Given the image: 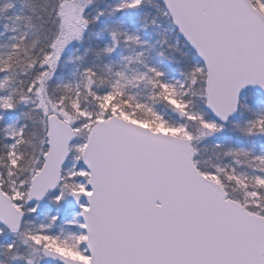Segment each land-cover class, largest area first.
<instances>
[{
    "label": "snow or ice",
    "instance_id": "6c2138e0",
    "mask_svg": "<svg viewBox=\"0 0 264 264\" xmlns=\"http://www.w3.org/2000/svg\"><path fill=\"white\" fill-rule=\"evenodd\" d=\"M19 5L0 264H264V0Z\"/></svg>",
    "mask_w": 264,
    "mask_h": 264
},
{
    "label": "trees",
    "instance_id": "16d2710c",
    "mask_svg": "<svg viewBox=\"0 0 264 264\" xmlns=\"http://www.w3.org/2000/svg\"><path fill=\"white\" fill-rule=\"evenodd\" d=\"M43 3H44V0H24V11H27L29 6H32L33 4H35L36 14L34 15L33 23L36 25L37 28H40V25L42 23V18L46 15V13L42 10L43 9ZM17 4H18V9H19V7H20L19 0H17ZM11 14L12 13L9 12V13H6L4 15H11ZM8 23H9V25H11L12 21H8ZM18 29L24 30L23 22L19 23ZM29 31L34 32V34H36V35H40L41 38L43 36V30L42 29L39 32H35L34 30H29ZM9 35H11V33H8V32H5L3 35H0V45L6 43L3 41V39ZM4 50H5L4 48H0V52H2ZM171 54L174 55L176 58L180 57L179 51L172 52Z\"/></svg>",
    "mask_w": 264,
    "mask_h": 264
},
{
    "label": "rangeland",
    "instance_id": "374dc122",
    "mask_svg": "<svg viewBox=\"0 0 264 264\" xmlns=\"http://www.w3.org/2000/svg\"><path fill=\"white\" fill-rule=\"evenodd\" d=\"M4 42H8V36L6 38L3 39ZM137 91H141V90H137ZM76 142V141H73ZM206 156H212V149L209 147L208 150L205 152ZM68 163H70V159L68 161Z\"/></svg>",
    "mask_w": 264,
    "mask_h": 264
}]
</instances>
